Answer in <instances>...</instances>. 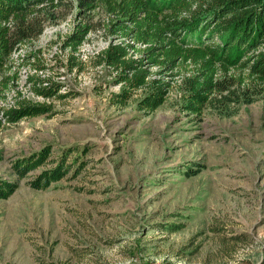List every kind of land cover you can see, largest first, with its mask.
<instances>
[{
	"label": "rangeland",
	"instance_id": "374dc122",
	"mask_svg": "<svg viewBox=\"0 0 264 264\" xmlns=\"http://www.w3.org/2000/svg\"><path fill=\"white\" fill-rule=\"evenodd\" d=\"M64 4L43 14L42 34L15 57L37 53L43 76L62 82L67 96L34 95L31 70L21 68L22 95L51 111L0 129V179H17L19 157L77 151L48 189L28 183L40 167L0 199V264H261L264 82L242 67L219 70L232 91L213 94L201 114L184 109L179 77L150 114L139 109L142 90L114 103L122 85L100 56L113 40V16ZM86 22L92 29L74 48L70 36ZM15 98L10 92L0 105Z\"/></svg>",
	"mask_w": 264,
	"mask_h": 264
},
{
	"label": "trees",
	"instance_id": "16d2710c",
	"mask_svg": "<svg viewBox=\"0 0 264 264\" xmlns=\"http://www.w3.org/2000/svg\"><path fill=\"white\" fill-rule=\"evenodd\" d=\"M64 1L0 0V101L5 102L10 92L16 95L13 103L0 105V129L5 124L51 111L50 106L31 102L18 89L17 81L24 66L31 70L26 84L34 95L67 96V92L60 93L62 82L43 76L47 65L37 53L15 57L24 43L42 34L43 14L62 6ZM75 2L85 13L100 6L113 16L108 24L113 40L100 56L101 63L115 69L113 85H122L113 95L114 103L126 104L142 90L139 109L150 114L165 102L173 81L179 77L188 92L184 109L201 114L213 94L232 91L230 82L217 77L219 70L242 67L264 82V50H259L264 47V0ZM91 29L89 22L77 26L70 36L71 45L77 48ZM76 151L72 149L50 158L52 152L47 148L15 159L12 166L17 179H0V199L9 198L20 181L40 167L42 171L28 183L37 190L48 189L70 171L72 162L68 154ZM82 158L78 154L74 162L81 166Z\"/></svg>",
	"mask_w": 264,
	"mask_h": 264
}]
</instances>
